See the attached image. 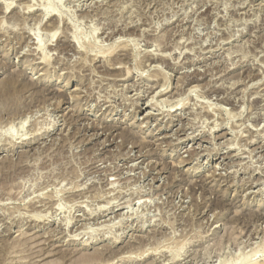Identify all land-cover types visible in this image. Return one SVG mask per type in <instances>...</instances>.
<instances>
[{
    "label": "rangeland",
    "instance_id": "rangeland-1",
    "mask_svg": "<svg viewBox=\"0 0 264 264\" xmlns=\"http://www.w3.org/2000/svg\"><path fill=\"white\" fill-rule=\"evenodd\" d=\"M263 250L264 0H0V264Z\"/></svg>",
    "mask_w": 264,
    "mask_h": 264
},
{
    "label": "bare ground",
    "instance_id": "bare-ground-1",
    "mask_svg": "<svg viewBox=\"0 0 264 264\" xmlns=\"http://www.w3.org/2000/svg\"><path fill=\"white\" fill-rule=\"evenodd\" d=\"M10 3V2H9ZM12 4L10 3V4H6V9H9L10 8V6H11ZM32 7V6H31ZM5 9V10H6ZM45 12V16L46 15H48V14H51V15H53L54 14V16L56 15V14H58V13H56V12H53V11H47V9L44 11ZM62 15V14H61ZM56 16H58V15H56ZM55 18V17H54ZM57 19H58V17H56ZM57 19H56V21H57ZM55 21V22H56ZM51 22V21H50ZM53 23H54V21H52ZM59 22V21H58ZM58 22H57V24H58ZM52 23V24H53ZM51 26V28H52V26H54V25H50ZM58 26H59V24H58ZM48 28H49V26H48ZM47 28V29H48ZM51 28H49V29H51ZM55 28H56V26H55ZM54 29V28H53ZM54 31H57V30H54ZM53 35H55V33L53 34ZM65 35V34H64ZM63 39V38H62ZM41 44V43H40ZM40 44H39V46H40ZM42 45V44H41ZM123 49V48H122ZM77 50V49H76ZM148 56V55H147ZM158 56V55H157ZM149 57V56H148ZM120 58V57H119ZM121 58H123V57H121ZM156 59V58H155ZM159 59H160V57H159ZM117 60H118V58H117ZM149 60V59H148ZM151 61V60H150ZM123 62H124V60H123ZM122 62V63H123ZM115 63H116V61H115ZM117 63H120L119 61H117ZM127 72V71H126ZM195 79V78H194ZM166 83H167V81H165ZM165 83V84H166ZM163 86H164V84H163ZM164 90V89H163ZM166 90V89H165ZM218 137V136H217ZM24 139V138H23ZM231 144V143H230ZM209 152V151H208ZM264 251V250H263ZM262 253V252H261ZM155 259V258H154ZM244 264H264V253H263V256H262V259H258V258H254V259H250V260H248L247 262H245Z\"/></svg>",
    "mask_w": 264,
    "mask_h": 264
}]
</instances>
